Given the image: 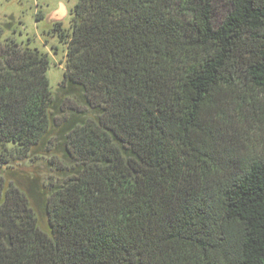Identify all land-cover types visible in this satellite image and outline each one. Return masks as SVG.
I'll list each match as a JSON object with an SVG mask.
<instances>
[{
    "label": "trees",
    "instance_id": "obj_1",
    "mask_svg": "<svg viewBox=\"0 0 264 264\" xmlns=\"http://www.w3.org/2000/svg\"><path fill=\"white\" fill-rule=\"evenodd\" d=\"M52 32L56 92L0 42V167L60 153L0 173V264H264V0H76Z\"/></svg>",
    "mask_w": 264,
    "mask_h": 264
},
{
    "label": "rangeland",
    "instance_id": "obj_2",
    "mask_svg": "<svg viewBox=\"0 0 264 264\" xmlns=\"http://www.w3.org/2000/svg\"><path fill=\"white\" fill-rule=\"evenodd\" d=\"M75 3L76 0H0V42H4L7 37H13L21 45L46 54L49 60L46 76L53 92H56L65 71L66 45L52 29L56 22H61L64 29L70 30ZM55 154L60 156L59 146L42 153L39 158L0 167V173L7 182L13 180L27 190L33 179H37L41 185L50 174L53 175V171L46 164V158ZM37 198L31 197V202L37 212L40 227L47 230L42 201Z\"/></svg>",
    "mask_w": 264,
    "mask_h": 264
}]
</instances>
